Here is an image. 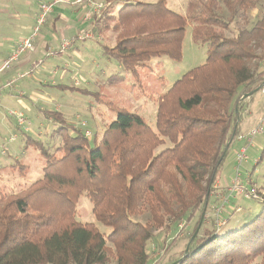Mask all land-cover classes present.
I'll return each mask as SVG.
<instances>
[{"label":"trees","instance_id":"16d2710c","mask_svg":"<svg viewBox=\"0 0 264 264\" xmlns=\"http://www.w3.org/2000/svg\"><path fill=\"white\" fill-rule=\"evenodd\" d=\"M117 1L124 4L117 15L105 8L92 31L97 38L118 35L104 53L124 72L137 76L162 58L181 60L188 23L194 42L207 47L206 63L160 97L155 127L118 109L101 137L91 140L62 114L46 112L60 124L53 137L62 145L50 148L24 134L46 166L31 186L0 194V264H148L147 247L160 232L189 222L210 204L239 134L240 99L264 85V0H188L184 15L166 0ZM257 8L262 14L252 20ZM108 82L123 84L125 77ZM56 152L65 155L57 159ZM18 164L13 168L25 176L27 167ZM82 196L96 221L112 228L107 237L94 223L77 220ZM144 212L147 220H137ZM235 213L228 209L220 220L229 226ZM213 216V226L190 244L202 216L195 223L189 252L177 264H253L258 258L264 264V208L223 233Z\"/></svg>","mask_w":264,"mask_h":264},{"label":"rangeland","instance_id":"374dc122","mask_svg":"<svg viewBox=\"0 0 264 264\" xmlns=\"http://www.w3.org/2000/svg\"><path fill=\"white\" fill-rule=\"evenodd\" d=\"M138 1L141 3H145L146 1L155 3L159 0ZM94 2L97 5L95 6L94 4V7H89V11L84 15V17L86 15L89 17V20H87L88 25L85 29L83 27L84 30L81 29L80 31L83 30V32L85 33L82 36L88 34L93 35L97 39L95 33L92 31L93 25L96 21V17H98V15L95 14L97 9L100 6L104 5V7L107 8L110 13L117 15L118 11L124 4L117 0H95ZM134 2L137 3L136 1ZM166 2H168L167 4L170 6V8H172L173 11L183 15L185 14L188 0H166ZM107 5L110 6L107 7ZM262 7L264 8V6ZM263 8L252 10L250 12L251 19L255 20L257 17L261 16ZM90 10L92 11L90 12ZM26 13L28 14V12ZM192 33L193 26L188 23L185 30L183 41V56L181 60L175 61L169 58H162L161 60H157L154 64H152L150 68L140 69L137 76H133L130 73L124 72L123 69L115 61L109 60L108 58L103 56V49L100 44L93 42V40H89L90 38H86L87 41H92L88 44L94 45V50L89 53V56L93 61H96L98 66L101 67V71L97 76V86L95 89V92H99L102 94V97H100L101 102H97V100L92 96H84L80 92L74 94H71L70 92L50 93V91L46 87L38 89L41 91L38 93V96L42 95L47 101L51 100V103L48 104L43 101H35V106L31 105V109L33 110V112L30 113L26 111V113H23L25 114V117L27 119L26 125L20 130H17L12 135L17 136V138L13 141L14 146L19 151V153H21L22 150L25 149L26 144L25 142H23L20 134L24 135L25 133L22 132L30 129L34 134L41 133V139L43 138L42 141L46 144V146L50 148L60 147L62 145L61 138H52L53 131L58 129L59 125H53V123L48 122L44 114H40L42 112H40L39 110L43 109L55 111L54 105L60 104L63 106L67 100H72V96H76L78 98H75V100L83 101L86 105L93 107L92 109L94 110V117L92 113L88 112L87 109H84V111H80L77 118L76 112L72 114V116L76 115L72 121L73 124H75V126L87 138H90L91 140L95 138V136L97 135L96 133L101 134L103 128L110 122V120L114 121L116 119L118 109L138 114L143 117L151 127H155L160 97L189 71L206 63L207 47L196 44L193 40ZM117 36L118 35L113 31H110L104 35V38L107 42L105 41V39L103 40L106 44L109 45L107 47L113 48L116 45L115 43L117 42ZM94 37L92 39H95ZM50 38H53L50 32V27L48 25L46 27L43 26L37 38L39 40L34 44L32 52L38 49L39 52H37L36 54L40 55L41 51L43 50V43H45L43 39ZM260 53L264 56V52ZM33 66L34 69L32 72H34L35 76L37 77V75L42 71L40 68L41 65L35 63ZM114 75L124 76L125 82L123 84H109V77ZM13 85L14 84H12L11 86ZM246 95H244L240 99V103L245 101V99L247 98ZM254 100L255 101L252 104V112L245 116V119H248V121L244 120V124L241 125V131L234 140V142L236 140L239 142L236 141L229 150L221 171L220 179L224 183L228 182V184H226V187L218 188V185H216L218 182L217 180L213 186V191L210 196V204L208 202L207 208L205 210L200 209L197 213H195L193 219L189 222H184L185 225L183 226L180 225L177 228L170 229L169 231L160 232L149 243L147 247L148 254L150 255V262L148 264H177V262L181 258V255L183 256L185 254L189 246L190 238L194 232L195 223L200 221L199 218H201V216L202 219L203 216H205L203 220L201 219V222H203V224L201 225L202 227H200V231L197 236L204 235V230H207L208 227L211 228L213 226V215L215 214L216 216L218 212L217 209L226 204V199H228L230 203L227 206L225 205V209L235 210V216L237 219L233 220L234 223L230 224L229 226L227 225L226 220H224V222H222L221 224H218L217 222V233H223L233 228L234 226H239V224L241 223L245 225L249 221L253 220L256 215L264 208V128L263 132H261L253 140V145L248 149L247 152V159L239 169V173L242 176V181L244 182L243 184L241 181L240 184L246 187H257L256 192H259L257 194V198H253L254 200H251L246 199L243 196L231 195L232 193L237 194L236 192H232V189L235 187L234 181L237 177V167L239 164L238 154L248 144L247 140L249 139V133H251V131L258 126L259 120L263 116L262 114L264 111L262 112L257 125H255L254 128L251 127L254 126L253 122L256 114L260 113V108L264 106V95L261 93V89L254 96ZM84 107L88 108L85 105ZM203 109L208 111V99H206V101L204 102ZM17 110L20 109L18 108ZM9 112L10 111H8V113ZM18 112L22 113V111ZM97 112L99 116L97 115ZM38 115L39 117H37ZM83 123H85L86 126H82ZM87 132H89L88 136L86 135ZM6 136L8 135H4L3 137L5 139L9 138V136L7 138ZM168 145L169 143L167 142L165 146H160L156 150V153L161 152ZM0 148L3 150H5L6 148L9 149L7 141L2 144V141L0 139ZM1 149L0 163L2 165L14 164L15 160L13 159V156L16 153L12 151L11 156L5 157L7 155V152L3 154L1 152ZM26 150H28L27 154L21 157L20 161L23 163V165H26L28 167V173L25 178L22 177L24 179L20 178L18 173L15 174L17 184L21 185L22 187L16 186L4 188L3 185H0V194L19 193L20 191H22V189L25 188L26 185L30 186L43 177V168L44 166H46V161L40 157L39 153L33 147L28 146ZM56 154L57 155L54 156H56L57 159L62 158L65 155L60 153L58 154L57 152ZM248 181L253 184L250 183L246 185ZM219 186L221 185L219 184ZM225 209L224 207L221 209V215L226 212ZM147 213L148 212H144L137 215L136 219L143 222L146 221L148 217ZM77 220L81 223H94L105 237H107L112 232V228L96 221L93 214V205L86 196H82L79 200ZM154 250H156V252H154ZM261 263V258L255 259V261L253 262V264Z\"/></svg>","mask_w":264,"mask_h":264},{"label":"crops","instance_id":"0c3cea01","mask_svg":"<svg viewBox=\"0 0 264 264\" xmlns=\"http://www.w3.org/2000/svg\"><path fill=\"white\" fill-rule=\"evenodd\" d=\"M52 1L54 0H0V69L3 67L5 61L13 55L18 44L32 36L41 4ZM68 1L69 4L57 5L54 12L50 15L45 27L47 25L50 27V32L53 38L43 39L45 43H43V50L41 51V54H36L39 52L38 49L34 52L29 51L24 53L17 61L11 63L8 69L0 71V139L2 144L7 141L10 149L6 148L7 155L5 157L11 156L12 151L16 153L13 156V159L15 160L14 164L2 165L0 163V185H3L4 188L16 186L22 187L17 184L15 174L18 173L20 178H25L28 173V169H26L24 171L26 175L22 176L19 168H13L15 165H19L18 163H22L20 159L27 154L28 150H26V148L28 146L26 145L25 149L19 153L14 146V142L9 141L10 137L18 130L16 118L12 115V113L14 111H22V113H26L27 111L32 113L33 110L31 109V105L35 106V101H43L50 104L51 100L47 101L42 95L38 96V93L41 92L38 89L46 87L50 93L70 92L71 94H74L80 92L84 96H92L97 100V102H101L100 97H102V94L95 92L97 86L96 80L101 71V67L98 66L96 61H93L89 56V53L94 50V45L88 44L92 41L81 39L84 37L82 35L85 34L83 30L88 25L84 20L86 17H84V15L89 11V7L85 5L84 7H75L71 5L74 0ZM134 1L137 3L139 2L138 0H132V2ZM146 2L154 3L150 1ZM108 6L110 5H107V7ZM168 7L170 8L169 5ZM170 9L172 10V8ZM91 11L92 10H90V12ZM26 12H28V14ZM81 29L83 30L80 31ZM37 38L35 43L39 40ZM100 38L89 40H93V42L100 44L103 49V56L108 58L104 53V47L109 45L104 42V36ZM66 41H72L74 43L68 50L61 53L60 46ZM35 63L41 65L40 68L42 70L37 77L35 76V73L32 72L34 69L33 65ZM21 75H24V77L20 78ZM13 80H16V82L13 86H9V83ZM258 92L259 91L248 93L247 95H250L244 102H241L242 111L239 133L241 131V125L244 124V120L248 121V119H245V116L252 112V104L255 101L254 96ZM71 98L72 100H67L63 106L60 104L54 105L55 112L62 114L63 118L69 125L75 126L72 121L76 115L72 116V114L76 112L77 118L80 111H84V109H87L94 117L93 107L86 105L83 101L75 100V98L78 99L76 96H72ZM84 105L88 108H85ZM18 108L20 110H17ZM263 110L264 106L260 108V113L256 114L253 122L254 126L251 127L254 128L255 125H257ZM8 111L10 112L8 113ZM39 111L42 112L40 114H44L48 122L53 123V125L58 124L60 128V124L58 122L53 121L52 118L46 117L45 113L49 112V110L40 109ZM97 115L99 116L98 112ZM37 117H39V115ZM111 122L113 121L110 120L109 123ZM28 130L29 132L27 134H31L30 136L35 140H43V138L41 139V133L34 134L30 129ZM104 130L105 127L103 128L101 134L96 133L97 135L95 137H101ZM4 135H8L9 138L6 136L7 139H5L3 137ZM20 135L23 142L26 144L24 135ZM52 138H54L53 133ZM235 142H233V144ZM1 152L3 153V149H1ZM220 175L217 179L219 183L217 182L216 185H218V188L226 187L228 182L224 183L220 179ZM219 184L221 186H219ZM26 187L29 186L26 185L24 189H26Z\"/></svg>","mask_w":264,"mask_h":264},{"label":"built area","instance_id":"2783aa9c","mask_svg":"<svg viewBox=\"0 0 264 264\" xmlns=\"http://www.w3.org/2000/svg\"><path fill=\"white\" fill-rule=\"evenodd\" d=\"M94 1L95 0H74V1H72L71 5L72 6H75V7H79V6H83V5H85L87 7H94V4H95V6L97 5ZM60 4L61 5L62 4H69V1L68 0H54V1L49 2V3H43V4H41L40 10H39V13H38V16L36 18V25H35L34 32H33L32 36L29 37L28 39L23 40L21 43L18 44V46H17L15 52L13 53V55L8 60L5 61L3 67L0 69V71H3L4 69H8L10 67L11 63L17 61L21 55H23L27 51H32L33 50L35 40L38 37L39 32L41 31V28L46 25V23H47L50 15L55 10V7L57 5H60ZM104 9H105L104 5L100 6L97 9V11L95 13L96 15H98L97 18H100L101 17L102 12H103ZM84 20H85V22H87V20H89V17L86 15V17L84 18ZM93 37H94L93 35L86 34L81 39H86V38L92 39ZM73 43L74 42H72V41H66V42L62 43L61 46H60V52L63 53L64 51L68 50L73 45ZM23 77H24V75H21L20 76V78H23ZM15 82H16V80L11 81L9 83V86H11L12 84H14ZM261 93L264 95V85L261 87ZM12 115L15 116L16 119H17L16 121H17V126H18V129L19 130L26 125L27 119H26V117H25V115L23 113L15 112L14 111L12 113ZM82 126H86L85 123H83ZM263 128H264V112H263L262 118L259 121L258 126L255 127L254 130L251 131V133H249V135H248L249 139L247 140L248 144L238 154V160H239L238 163L239 164H238V167H237V177L235 178V181H234L235 187L232 189V192H236L237 194L232 193L231 195L243 196L246 199L257 198V194L259 193V192H256V190H257L256 188L257 187H251V186H247L246 187V186L240 184V182L242 181V176L239 173V169L245 163V161L247 159V152H248V149L253 145V142H254L253 140L261 132H263ZM28 132H29V130L27 129L25 132H22V133H28ZM86 135L88 136L89 135V132H87ZM16 138H17V136L14 135V136H12L9 139V141L10 142H13ZM6 152H7L6 149L3 150V154H5ZM242 183L244 184L243 181H242ZM250 183L251 182L248 181V183H246V185L247 184H250ZM251 184H253V183H251ZM226 200H227L226 204L229 203V200L228 199H226ZM223 207H225V205H223L222 207H220L219 209H217L218 212H217L216 218H217L218 224H221L222 222H224V221H221L220 220L221 209ZM180 225L183 226L185 224H184V222H181L179 224V226ZM154 252H156V250H154Z\"/></svg>","mask_w":264,"mask_h":264},{"label":"water","instance_id":"95a60500","mask_svg":"<svg viewBox=\"0 0 264 264\" xmlns=\"http://www.w3.org/2000/svg\"><path fill=\"white\" fill-rule=\"evenodd\" d=\"M260 89H261V87H260L259 89L255 90V91H253V92H257V91H259ZM249 95H250V94H249ZM249 95H246V97H248ZM230 144H231V143H230ZM230 144H229V146H230ZM229 146H228V147H229ZM201 225H202V222L200 223V226H199L198 230L196 231L194 237L191 239L190 244H191V243L195 240V238L197 237V235H198V233H199V231H200V227H201ZM190 244H189V246H188V248H187V250H186V254H188V252H189Z\"/></svg>","mask_w":264,"mask_h":264},{"label":"bare ground","instance_id":"6f19581e","mask_svg":"<svg viewBox=\"0 0 264 264\" xmlns=\"http://www.w3.org/2000/svg\"><path fill=\"white\" fill-rule=\"evenodd\" d=\"M263 115V114H262ZM260 121V120H259Z\"/></svg>","mask_w":264,"mask_h":264}]
</instances>
